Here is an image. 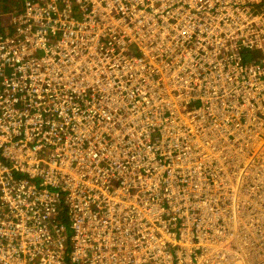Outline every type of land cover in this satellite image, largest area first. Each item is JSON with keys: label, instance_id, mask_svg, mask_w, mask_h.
<instances>
[{"label": "built area", "instance_id": "2783aa9c", "mask_svg": "<svg viewBox=\"0 0 264 264\" xmlns=\"http://www.w3.org/2000/svg\"><path fill=\"white\" fill-rule=\"evenodd\" d=\"M17 5L0 264H264V0Z\"/></svg>", "mask_w": 264, "mask_h": 264}, {"label": "bare ground", "instance_id": "6f19581e", "mask_svg": "<svg viewBox=\"0 0 264 264\" xmlns=\"http://www.w3.org/2000/svg\"><path fill=\"white\" fill-rule=\"evenodd\" d=\"M83 72L85 73H89L87 69H84ZM74 76H77V72L74 74ZM88 85V82H81V83H77L76 86H87ZM233 183L236 184L237 181H234L233 180ZM237 195L238 197H243L245 195H249L248 192L245 190V189H240V188H237ZM259 195L264 197V193H262L261 191H259ZM256 235L259 236V239H258V244L259 245H262V243L264 242V240L262 239V235L260 232H256ZM264 247V246H263ZM251 248V252L256 255L258 258H262L264 259V252L261 253L258 249H256L255 247H250Z\"/></svg>", "mask_w": 264, "mask_h": 264}, {"label": "rangeland", "instance_id": "374dc122", "mask_svg": "<svg viewBox=\"0 0 264 264\" xmlns=\"http://www.w3.org/2000/svg\"><path fill=\"white\" fill-rule=\"evenodd\" d=\"M13 0H7V6H4L2 3H0V21L4 18V17H8L10 16L12 13L16 12L18 10V5L16 3V1L18 0H14V2H12ZM203 131V130H202ZM202 131H200L198 134H197V139L198 141H201L200 140V137L203 141L205 142H210L212 144V141H208L207 139L203 138V135H202ZM205 132V131H204ZM211 135V134H210ZM212 136V135H211ZM213 137V136H212ZM214 138V137H213ZM214 144H216L217 141H213Z\"/></svg>", "mask_w": 264, "mask_h": 264}, {"label": "trees", "instance_id": "16d2710c", "mask_svg": "<svg viewBox=\"0 0 264 264\" xmlns=\"http://www.w3.org/2000/svg\"><path fill=\"white\" fill-rule=\"evenodd\" d=\"M15 1H16V0H15ZM12 2H14V0H13ZM0 3H2V4L4 3L3 5H4V6H7V4H6V3H7V0H0ZM16 3H17V1H16ZM246 54H247V53H246ZM248 55H249V54H248ZM250 57H252V56L250 55ZM245 59H246L247 61L249 60L248 57H246ZM63 217H64L65 221H67V222H65V223L68 224V223L70 222V217H69V215H68V213H67L66 211L64 212Z\"/></svg>", "mask_w": 264, "mask_h": 264}]
</instances>
